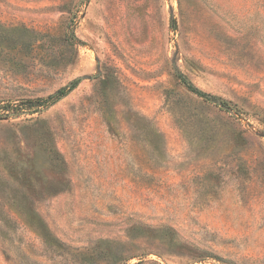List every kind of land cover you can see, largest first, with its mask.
Segmentation results:
<instances>
[{
  "label": "rangeland",
  "instance_id": "rangeland-1",
  "mask_svg": "<svg viewBox=\"0 0 264 264\" xmlns=\"http://www.w3.org/2000/svg\"><path fill=\"white\" fill-rule=\"evenodd\" d=\"M0 264H264V0H0Z\"/></svg>",
  "mask_w": 264,
  "mask_h": 264
},
{
  "label": "trees",
  "instance_id": "trees-1",
  "mask_svg": "<svg viewBox=\"0 0 264 264\" xmlns=\"http://www.w3.org/2000/svg\"><path fill=\"white\" fill-rule=\"evenodd\" d=\"M32 45H33V47H36L35 44H32ZM179 77H180L181 81L186 85V87L190 91H192L193 93H195L201 97H204L207 100L214 101L215 96L212 95V97H209L208 95H211V94L206 93V92L202 91L201 89H199L198 87H196L186 76L179 74ZM79 81H80V79L75 78L69 82L70 84L68 83L66 86H63L62 88L56 90L55 92L48 95L47 97L23 103L24 106L18 107V108H16V110H15V108H12L9 106H2V108L5 111H10L9 109H11L12 111H17V109H18V111H21V112L37 111V110H39V109H37L38 107L46 105V104H51V103L55 102L56 100L60 99L61 97H63L64 95H66L71 89H73L78 84ZM223 104H224V102H223Z\"/></svg>",
  "mask_w": 264,
  "mask_h": 264
},
{
  "label": "water",
  "instance_id": "water-1",
  "mask_svg": "<svg viewBox=\"0 0 264 264\" xmlns=\"http://www.w3.org/2000/svg\"><path fill=\"white\" fill-rule=\"evenodd\" d=\"M77 79H80V77H77ZM70 84V83H69ZM209 97H212V95H208ZM215 103H217L218 105L222 106V107H226L225 104H223V102L221 100H219L218 98L215 97L214 101Z\"/></svg>",
  "mask_w": 264,
  "mask_h": 264
}]
</instances>
